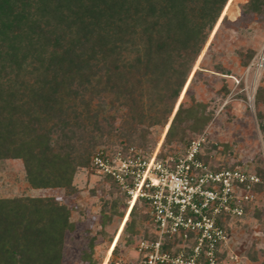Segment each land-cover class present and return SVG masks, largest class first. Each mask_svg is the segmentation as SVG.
I'll return each mask as SVG.
<instances>
[{
  "label": "trees",
  "instance_id": "1",
  "mask_svg": "<svg viewBox=\"0 0 264 264\" xmlns=\"http://www.w3.org/2000/svg\"><path fill=\"white\" fill-rule=\"evenodd\" d=\"M227 2L0 0V160H20L30 189H63L71 196L74 176L90 167L102 140H124L104 151L150 150V129L168 124ZM263 9L264 0H248L243 12ZM260 95L261 88L256 106ZM197 115L181 102L163 146L185 144L182 125L200 131L196 123L208 118ZM256 116L263 119L259 110ZM207 153L199 158L209 164ZM259 164L257 192L264 191ZM116 207L113 202V214ZM138 207L123 231L140 233L133 227L141 211L140 237L156 241L148 214ZM73 230L70 209L54 197L0 198V264H62L65 235ZM91 251L82 256L86 264H96Z\"/></svg>",
  "mask_w": 264,
  "mask_h": 264
},
{
  "label": "rangeland",
  "instance_id": "2",
  "mask_svg": "<svg viewBox=\"0 0 264 264\" xmlns=\"http://www.w3.org/2000/svg\"><path fill=\"white\" fill-rule=\"evenodd\" d=\"M247 1L228 0L189 74L168 124L150 129L149 138L154 146L141 150L144 154H151L158 147L162 154L181 153L188 141L204 135L206 143L202 153L209 152L208 162L215 168L238 166L255 174L259 161L264 164V132L260 129L264 125V62L257 70V59L264 50V9L259 14L244 13ZM259 88L261 95L256 106ZM181 102L184 108L197 112V116L204 114L208 119L206 123H196L200 127L198 132L180 126L185 130L184 145L172 142L163 146ZM258 110L263 116L261 121L256 116ZM118 126L119 119L114 124L116 129ZM120 141L124 140L117 136L112 141L102 140L92 156L97 150L113 148ZM73 186L76 192L71 196L63 189L31 191L22 162L0 160V198L54 197L70 209L74 230L65 235L62 264H86L82 256L90 254V250L96 264H141L136 246L146 225V222L140 223L142 212L137 211L133 227L140 233L125 232V224L131 218L125 216L127 198L121 191L94 174L91 167L78 170ZM113 202L117 204L116 214L111 210ZM228 230L230 239L222 250L220 264H264V191L257 193L249 212L231 222ZM116 245L117 251L112 253Z\"/></svg>",
  "mask_w": 264,
  "mask_h": 264
},
{
  "label": "built area",
  "instance_id": "3",
  "mask_svg": "<svg viewBox=\"0 0 264 264\" xmlns=\"http://www.w3.org/2000/svg\"><path fill=\"white\" fill-rule=\"evenodd\" d=\"M263 62L264 50L257 70ZM205 143L200 135L181 153L161 154L158 147L146 155L130 147L92 156V172L126 196L125 216L142 207L154 227L156 241L137 243L141 264H220L229 224L256 198L260 178L238 166L213 170L199 158Z\"/></svg>",
  "mask_w": 264,
  "mask_h": 264
},
{
  "label": "crops",
  "instance_id": "4",
  "mask_svg": "<svg viewBox=\"0 0 264 264\" xmlns=\"http://www.w3.org/2000/svg\"><path fill=\"white\" fill-rule=\"evenodd\" d=\"M40 190H44V189H39L38 191H40ZM31 191H36V190H34V189H31Z\"/></svg>",
  "mask_w": 264,
  "mask_h": 264
}]
</instances>
